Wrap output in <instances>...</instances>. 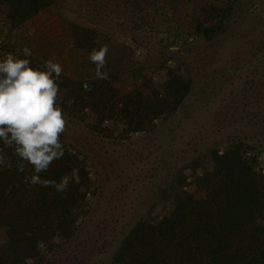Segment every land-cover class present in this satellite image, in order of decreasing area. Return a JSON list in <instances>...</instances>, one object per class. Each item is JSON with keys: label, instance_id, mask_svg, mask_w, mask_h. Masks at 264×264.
<instances>
[{"label": "trees", "instance_id": "1", "mask_svg": "<svg viewBox=\"0 0 264 264\" xmlns=\"http://www.w3.org/2000/svg\"><path fill=\"white\" fill-rule=\"evenodd\" d=\"M17 1L21 16L14 9V0H0V22L10 26L4 31L0 23L4 42H10L13 23L30 18L54 0ZM82 1L83 11L79 12L94 14L131 35L118 40L63 16L72 72L64 71L57 81L59 103L78 120L84 119L93 134L116 140L146 130L148 125L157 127L155 118L173 116L192 90L191 64L178 53L168 62L167 50L156 45L160 42L148 45L151 37L165 35L166 44L185 47L190 35L196 34L194 42L211 43L228 32L242 9H249L247 0H201L204 18L199 11L191 13L193 31L189 25L177 24L173 34H165L169 28L163 34L154 24L156 16L178 13L187 0ZM100 45L108 48L104 69L108 80H94L95 65L88 60L92 48ZM145 45L147 52L138 51ZM0 51L22 56V50L12 43ZM28 58L33 67L43 65L33 56ZM146 67L157 70V80L147 76ZM129 68L141 81L131 90L119 88L115 74ZM85 83L91 91H85ZM61 141L65 155L41 177L59 182L73 167L78 168L80 183L70 182L64 194L25 183L24 177L33 174L31 165L23 173L0 171V264H48L50 253L77 234L90 214L91 202L98 201V197L94 201L87 198L97 187L89 157L66 133ZM4 153L15 163L11 149ZM262 155L261 148L249 140L230 137L178 168L154 192L150 206L121 240L110 264H264ZM189 176L191 181H187ZM157 209L161 211L157 213Z\"/></svg>", "mask_w": 264, "mask_h": 264}, {"label": "rangeland", "instance_id": "2", "mask_svg": "<svg viewBox=\"0 0 264 264\" xmlns=\"http://www.w3.org/2000/svg\"><path fill=\"white\" fill-rule=\"evenodd\" d=\"M13 4L21 16L19 2L14 0ZM247 4L249 9L240 11L228 32L211 43L194 42L196 34L190 35V44L185 47L166 44L165 35L150 38L148 45L160 42L156 45L167 50L168 62L176 53L189 62L194 79L180 109L171 117L155 118L157 127L148 125L146 130L116 140L93 134L84 119L80 121L63 110L68 121V140L82 148L95 168L91 173L97 187L94 194L88 192L87 198L94 201L93 197H98V201L91 202L90 214L77 234L50 253L48 264H110L121 240L150 206L154 192L165 186L178 168L220 140H249L261 148L264 159V0H247ZM83 5L82 0H54L30 18L13 23L9 41L21 50L30 47L32 56L42 62L55 57L70 74L63 16L118 40L131 35L94 14L79 12ZM179 9L178 13L157 15L156 28L163 34L169 28L165 34H173L180 24L189 25L193 31L191 13L199 11V17L204 18L201 0H187ZM0 23L2 30L10 29L7 22ZM2 37L0 49L11 45ZM148 45L137 50L147 52ZM3 52L0 51V59L6 54ZM145 73L154 80L159 77L157 70L149 67ZM115 78L117 86L126 90L141 81L131 68L116 72ZM187 181H191V176Z\"/></svg>", "mask_w": 264, "mask_h": 264}, {"label": "clouds", "instance_id": "3", "mask_svg": "<svg viewBox=\"0 0 264 264\" xmlns=\"http://www.w3.org/2000/svg\"><path fill=\"white\" fill-rule=\"evenodd\" d=\"M32 55V49L25 46L22 56L10 51L0 59V171L23 173L26 165H31L33 174L24 177L25 183L51 187L64 194L70 182L80 183L78 168L73 167L59 182L41 177L54 161L65 155L61 136L68 121L58 103L57 82L64 68L55 57L45 60L42 66L33 67L28 58ZM107 55L106 45L93 47L89 52L88 60L95 65L94 80L110 79L104 71ZM84 89L92 90L88 83L84 84ZM5 149L12 150L15 163L5 155ZM10 192L11 186L5 194Z\"/></svg>", "mask_w": 264, "mask_h": 264}]
</instances>
